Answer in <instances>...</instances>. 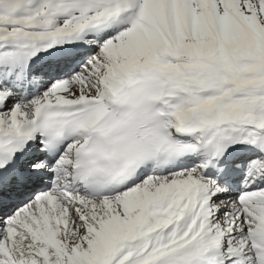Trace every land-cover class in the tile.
<instances>
[{
  "label": "snow or ice",
  "instance_id": "snow-or-ice-1",
  "mask_svg": "<svg viewBox=\"0 0 264 264\" xmlns=\"http://www.w3.org/2000/svg\"><path fill=\"white\" fill-rule=\"evenodd\" d=\"M0 264H264V0H0Z\"/></svg>",
  "mask_w": 264,
  "mask_h": 264
}]
</instances>
